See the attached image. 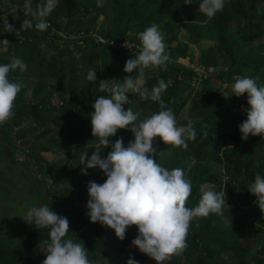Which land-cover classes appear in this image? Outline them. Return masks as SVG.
<instances>
[{"label": "trees", "instance_id": "obj_1", "mask_svg": "<svg viewBox=\"0 0 264 264\" xmlns=\"http://www.w3.org/2000/svg\"><path fill=\"white\" fill-rule=\"evenodd\" d=\"M77 1L58 0L50 15L53 16L62 3L76 6ZM89 1H93L94 10H101V7L95 3L96 0ZM262 1L226 0L223 9L209 19L197 10L198 3L184 4L183 0H106L108 8L101 10L106 25L99 28L102 42L86 39L90 48L85 60L79 66L74 64L72 51L76 47L81 54L80 45L83 44L60 48L54 60H47L46 54L40 50L43 38L39 30L17 24L15 28L20 31L22 37L10 42L14 55L11 51H7L4 54L6 59L0 58V63L9 62L12 56L21 58L27 64L26 70L10 74L19 78L35 79L37 84L31 89L29 102H25L22 98L25 89L23 84L14 101V115L2 125L5 139L12 148L16 149L20 147L25 136L38 133L34 136L35 143L44 139L52 130L47 124L53 125L60 136L65 138L74 137L76 134L72 129L80 128L85 123H88L86 135L95 139L91 133V124L83 117L93 111L91 105L96 97L106 94L98 90L99 81L113 79V82H116L117 79L122 82L126 76L131 75L124 72L123 67L125 61L132 56L134 49L140 50V41L136 33L156 23L163 31L166 51L170 59L163 68H154L145 79V84L151 89L162 78L168 84L162 93L165 106L172 109L178 124L183 125L188 119L193 120L197 135L194 140L188 142L187 148L167 145L159 137H155L153 145L157 152L152 154L153 158L166 168L181 167L186 170V175L192 183V191L186 200L187 207H195L198 204L202 185L217 186L218 189L215 191H225V195L230 199L233 198L232 206L235 207V213L229 218L228 230L225 233L220 230L222 213L194 217L190 221L185 249L179 255H173L164 264H180L178 256L185 255L186 252L195 253L188 264H214L215 256L219 255L228 259V264H264V240L260 238L264 227V213L258 205H255L257 212L244 211L256 201L255 195L248 190L254 174L259 172L264 175V139L259 134L256 136L249 134L246 140L240 139L241 134L237 125L246 115L233 112L229 107L223 108V101L214 96L210 89H206L208 84L205 79L204 90L193 97L188 95L187 98L182 99L181 84L190 82L193 77L197 78V74L177 63L178 59L186 57V43L180 50H172V45L177 42L178 34L183 29L187 33L188 44L198 49L201 65L215 68L218 66V61H221L220 64L225 69L222 75L227 77L225 82L232 81L233 76L236 79L244 75L247 70L252 71L257 80H261V84H264V55H259L262 46L253 45L264 37V10L259 12V6L264 4ZM2 38L9 39L10 34L3 33ZM89 68L96 69L95 82L85 79ZM100 69L103 70V75ZM54 76L55 84L50 86V91L43 96L44 87L40 83ZM54 93L59 95L62 102L57 110L58 114L50 115V111H56V108L51 107L50 110L47 108L49 98ZM126 96L129 101L133 99L134 102L131 101L124 107H130L134 112H138V119H144L160 110L157 102L142 100L136 93H126ZM189 104V109L186 111V106ZM182 113L186 118L181 117ZM21 119L30 120L33 125L25 130H15L12 124H16L17 120ZM42 125L44 127L39 132ZM117 137H122L125 145L134 138L127 129H118L110 139L114 141ZM91 144H99L98 139L96 138ZM103 147L101 146L99 151L101 156H106L111 150V145ZM35 149L37 153H47L51 146L39 143ZM162 151L169 152L164 160L159 158ZM36 157L27 154L25 160L33 166ZM75 161H80V156L71 157V167L74 166ZM211 163L222 166L225 171V176L223 175L225 182L221 183L219 175L209 169L208 165ZM93 169L94 167L88 168L87 174H78L74 168H71L64 183L56 181L58 171L48 170L45 176L51 180L52 190L60 198L63 188L67 187L68 190L78 189V197L82 201L89 181L102 183L106 179L104 176L98 180H89L87 177ZM77 179L79 183L75 182ZM41 183L46 184L45 180H41ZM84 209L87 211L86 207ZM55 211L67 217L68 231L70 228L78 231V227L84 224L85 218H82L81 225L76 224V216L69 208L62 206ZM97 225L108 228L99 223ZM136 235L135 225L127 227L124 239H119V246L111 247V264H125L129 255L139 264H156L152 258L141 253L131 244V240ZM65 238L73 239L70 233ZM45 239H48L47 228L37 229L35 225L29 224L24 219L16 223L1 221L0 264H28L30 256L41 251L40 242ZM107 240L105 235H99L95 240L83 242L89 251L87 255L92 263L105 255Z\"/></svg>", "mask_w": 264, "mask_h": 264}, {"label": "clouds", "instance_id": "obj_2", "mask_svg": "<svg viewBox=\"0 0 264 264\" xmlns=\"http://www.w3.org/2000/svg\"><path fill=\"white\" fill-rule=\"evenodd\" d=\"M103 2L96 0L98 7ZM225 2L183 0L184 4L198 3L199 12L209 19L223 9ZM57 3L58 0H36L33 7L32 0H24L22 10L25 18L21 25L39 31L49 29L47 17ZM0 25L5 32L15 33L16 28L6 16H0ZM136 35L140 50L137 55L128 58L123 67V71L131 75L122 82L117 79L116 82L113 79L100 80L98 90L106 94L97 96L91 105V133L100 145H111V150L106 156L94 150L87 160V152L80 155V164L84 165L82 174H87L88 168L98 167L106 177L102 183L88 182L89 198L85 207L90 222L113 229L120 240L124 239L127 227L135 225L137 235L131 244L156 264H164L185 249L190 221L194 217L222 213L226 205L225 191L207 189L202 185L198 204L187 207L186 200L192 191V183L186 170L181 167L166 168L153 158L152 154L157 152L153 145L155 137L167 145L187 148L197 132L193 120L188 119L180 125L172 109L165 106L162 93L168 84L162 78L151 89L143 79L144 69L163 68L170 59L159 26L152 23ZM26 68L27 64L17 56H12L7 63H0V126L14 115L15 98L24 86L22 81L10 79L9 74L24 72ZM85 79L95 82L96 69L89 68ZM257 79L251 76L237 77L232 85L235 96L247 94L246 119L237 125L241 140H246L249 134H259L264 139V84L258 85ZM126 93H136L142 100L157 102L160 110L138 119V112L124 107L131 103ZM118 129L130 130L134 138L126 145L122 137L112 141L110 137ZM248 190L255 195V203L264 213V175L255 173ZM24 217L37 229H48V239L40 242L41 251L46 254L41 264H92L83 243L65 238L70 233L67 217L59 215L48 204H33L26 209ZM125 264L139 262L129 255Z\"/></svg>", "mask_w": 264, "mask_h": 264}, {"label": "rangeland", "instance_id": "obj_3", "mask_svg": "<svg viewBox=\"0 0 264 264\" xmlns=\"http://www.w3.org/2000/svg\"><path fill=\"white\" fill-rule=\"evenodd\" d=\"M264 3V0L262 1ZM36 0H32L33 7H35ZM96 3V2H95ZM262 3V4H263ZM24 0H0V16H6L8 22L15 26L17 24L21 25L22 20L25 18V14L22 10ZM101 10L108 8L106 0H104L103 5L100 6ZM57 11L53 16L49 15L47 17L50 27L45 31H39L43 38V45H41V52L46 54L45 57L50 60H54L57 55L58 49L71 48V46L80 45L81 54L78 53V48L74 47L72 54L74 55V64L79 66L82 61L85 60L90 46L89 41L102 42V37L99 34V28L104 27L106 24L103 22V17L101 15V10L93 9V1L89 0H78L76 6L62 5L56 9ZM264 10V4L259 6V12ZM23 26V25H22ZM232 26V25H231ZM159 31L163 35V31L159 28ZM3 33L10 34V38H2ZM84 34V35H83ZM187 33L182 29L180 30L177 38V42L172 46V50L178 51L181 49L182 45L186 43V57L177 60V63L183 65L188 70L197 74V78L193 77L190 82H183L181 84L182 88V99L187 98L190 95L193 97L198 92L204 90V82L208 86L206 89H210L211 93L223 101V108H231L233 112H238L239 114L246 115L245 109L247 108L246 96L247 94H242L237 97L233 94L232 85L235 80V76L231 78L232 81L225 82L227 77L222 75L225 70L221 61L219 60L218 66L215 68H206L204 65L200 64V54L198 49L188 44L186 40ZM22 35L18 29L14 32H5L2 25H0V58L6 59L4 55L7 51L12 53L11 41L16 38H21ZM83 39L85 41H83ZM88 39V40H86ZM93 42V43H94ZM254 46H262L259 51V55H264V37L260 38L253 43ZM128 46H131L128 44ZM205 47V45H203ZM9 48V49H8ZM139 48L134 49L132 56L137 55ZM13 54V53H12ZM123 54V53H121ZM14 55V54H13ZM51 62V61H49ZM154 68L144 69L143 79L149 77L150 72ZM101 74L104 72L101 70ZM13 74V72L11 73ZM10 75V79L20 80L25 85V89L22 92V98L25 102L31 101V89L37 84L35 79L29 77L19 78L14 75ZM251 76L255 77L252 71H245L244 75L238 76ZM205 79V81H204ZM56 77H50L45 79L43 83H40L44 87L42 95L50 91V86L55 84ZM257 84H261V80L256 81ZM205 89V90H206ZM65 91V89H64ZM132 102L133 99H130ZM62 100L58 94H53L49 98L48 109L51 107L56 108V111H50V115H57L58 108ZM189 105L186 106V111L189 109ZM184 117V114H181ZM186 118V117H184ZM83 119H87L90 123L89 114L84 115ZM246 119V116H245ZM33 123L29 120H17L16 124H12L15 130H25L32 126ZM52 129L51 132L39 142H34V136L38 133L25 136L20 143L19 148H12L8 141L4 137V127L0 126V222H11L16 223L23 220L24 213L26 209L33 204H48L54 211L58 207L69 208L70 211L76 216V224L81 225L82 218H85L82 227H78V231L70 228L69 232L72 238L76 242L83 243L89 240H95L96 236L105 235L107 237V243L105 244L106 252L105 255L99 257L92 264H111L112 259V246H119V239L115 236L114 230L111 228L100 227L98 222H90L88 216L86 215L85 205L88 200L87 191L83 194L82 201L79 200V190H68L64 187L61 192V198L58 196L54 190H52L51 180L45 176V173L49 170L58 171L56 174V181L58 183H64L67 180L71 168L80 174L81 168L84 167L80 164V161H75L74 166L71 167L70 160L73 156H80L82 153L87 152L85 159L94 151L99 150L102 145L91 144L95 139L91 136L86 135L88 131V123H85L80 128H73L74 137L68 136L63 138L60 136L59 132L54 128L53 125L47 124ZM44 126H40L39 132ZM39 143H44L46 146H51L49 152H38L35 147ZM53 143V144H52ZM52 144V145H51ZM37 156L34 161V165L27 163L25 158L27 156ZM38 154V155H37ZM169 152L162 151L159 158L164 160ZM209 169L215 174H218L220 181L225 182V171L220 165H215L213 163L209 164ZM224 175V176H223ZM104 177V174L98 167H94L88 175V179L98 180ZM41 180H45L46 184L41 183ZM77 179L75 182H78ZM74 182V183H75ZM207 189L217 190V186L203 185ZM233 198H229L225 195V203L222 209V218L220 222V230L225 233L228 230L227 223L229 218H232V214L235 213V207L232 206ZM62 205V206H61ZM239 205V204H238ZM237 205V206H238ZM257 203H253L248 208H243V210L249 211L255 209ZM239 208V207H237ZM242 211V209H240ZM253 212V213H254ZM250 215H252L250 213ZM231 216V217H230ZM253 218V216H251ZM255 225H258L256 221H253ZM96 228V232L94 229ZM260 238L264 240V227H262V232ZM264 248V247H263ZM264 251V250H263ZM45 253L40 251L33 254L28 259V264H41V261L45 258ZM194 252H186L185 255L178 256L180 264H188L189 260L192 259ZM107 260V261H106ZM214 264H228L229 261L224 256H215L213 260Z\"/></svg>", "mask_w": 264, "mask_h": 264}, {"label": "crops", "instance_id": "obj_4", "mask_svg": "<svg viewBox=\"0 0 264 264\" xmlns=\"http://www.w3.org/2000/svg\"><path fill=\"white\" fill-rule=\"evenodd\" d=\"M197 10L199 11V9L197 8Z\"/></svg>", "mask_w": 264, "mask_h": 264}]
</instances>
